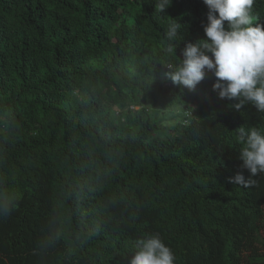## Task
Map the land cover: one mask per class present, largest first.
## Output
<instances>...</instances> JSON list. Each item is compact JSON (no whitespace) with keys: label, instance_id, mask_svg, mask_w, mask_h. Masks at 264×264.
Instances as JSON below:
<instances>
[{"label":"trees","instance_id":"16d2710c","mask_svg":"<svg viewBox=\"0 0 264 264\" xmlns=\"http://www.w3.org/2000/svg\"><path fill=\"white\" fill-rule=\"evenodd\" d=\"M157 2L0 0V190L15 197L0 264H129L153 234L174 264H264V174L228 180L249 177L238 132L264 131V112L220 99L211 71L173 83L165 65L207 38L209 9ZM252 16L264 25V0ZM170 108L184 115L163 124Z\"/></svg>","mask_w":264,"mask_h":264},{"label":"clouds","instance_id":"9594fccd","mask_svg":"<svg viewBox=\"0 0 264 264\" xmlns=\"http://www.w3.org/2000/svg\"><path fill=\"white\" fill-rule=\"evenodd\" d=\"M255 0H204L208 7L207 23L204 25L206 39L186 44L178 65H165L167 76L173 83L189 90L204 79L207 71L217 78L212 88L220 99L238 100L234 106L241 109L245 104L254 105L264 112V25L254 22L252 7ZM171 0H158L156 9L161 12ZM227 22V27L225 26ZM180 28L178 22L169 23L166 37L174 39ZM172 52V48L167 49ZM242 141L239 158L242 172L229 177L230 183L245 188L256 185L258 174H264V131L240 127ZM15 197L0 190V214L12 210ZM88 233L78 235L87 240ZM175 255L159 234L137 240L129 264H174Z\"/></svg>","mask_w":264,"mask_h":264},{"label":"rangeland","instance_id":"374dc122","mask_svg":"<svg viewBox=\"0 0 264 264\" xmlns=\"http://www.w3.org/2000/svg\"><path fill=\"white\" fill-rule=\"evenodd\" d=\"M184 110H180L177 108H170V109H162L161 111H157V117L162 118L163 124H174L181 120L184 115ZM185 122V121H184Z\"/></svg>","mask_w":264,"mask_h":264}]
</instances>
